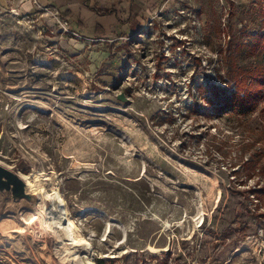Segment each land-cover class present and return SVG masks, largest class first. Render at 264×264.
<instances>
[{
  "label": "rangeland",
  "instance_id": "374dc122",
  "mask_svg": "<svg viewBox=\"0 0 264 264\" xmlns=\"http://www.w3.org/2000/svg\"><path fill=\"white\" fill-rule=\"evenodd\" d=\"M86 1L0 0V264H264V103L197 89L264 0Z\"/></svg>",
  "mask_w": 264,
  "mask_h": 264
},
{
  "label": "trees",
  "instance_id": "16d2710c",
  "mask_svg": "<svg viewBox=\"0 0 264 264\" xmlns=\"http://www.w3.org/2000/svg\"><path fill=\"white\" fill-rule=\"evenodd\" d=\"M99 14H117L114 6H91ZM229 39L223 59L227 78L224 85L210 83L209 85L198 84L197 89L200 97L205 99V104H212L215 110L224 108L238 115H247L254 111L259 103H264V29L251 34L244 43H236L235 47ZM247 52V56L254 57V61L241 64L239 55ZM229 86L230 91H227ZM264 111V104H263ZM261 160H257L260 164ZM264 164V163H263ZM260 191L257 187L250 189L252 194Z\"/></svg>",
  "mask_w": 264,
  "mask_h": 264
},
{
  "label": "bare ground",
  "instance_id": "6f19581e",
  "mask_svg": "<svg viewBox=\"0 0 264 264\" xmlns=\"http://www.w3.org/2000/svg\"><path fill=\"white\" fill-rule=\"evenodd\" d=\"M1 168L2 166L0 164V191H10L13 198L16 199L17 198V190H16L17 182L15 181L14 177H12L9 173L2 170ZM66 222L67 221L65 220V213L63 212L53 213L52 212V214L46 218L45 223L43 224H47L52 229L54 235L59 236V232H62L64 228L68 227L72 229L71 222L69 221L68 224ZM58 254L60 255V253ZM47 256H48L47 258L51 260V253L49 251L47 253Z\"/></svg>",
  "mask_w": 264,
  "mask_h": 264
},
{
  "label": "crops",
  "instance_id": "0c3cea01",
  "mask_svg": "<svg viewBox=\"0 0 264 264\" xmlns=\"http://www.w3.org/2000/svg\"><path fill=\"white\" fill-rule=\"evenodd\" d=\"M84 1H86V0H84ZM86 5H87V7L90 9V10H92L93 12H95L97 15H99V16H101V17H103V16H105V18L106 17H109V18H113L112 16L113 15H115L116 17L118 16V12H117V14H115V13H111V14H99V13H97L91 6H93V5H97V4H91V3H89L88 1H86ZM97 6H100V5H97ZM112 6H114V5H112ZM114 7H116V6H114ZM116 9H117V7H116ZM118 11V10H117ZM104 18V17H103ZM96 25V27H98L99 26V24H95Z\"/></svg>",
  "mask_w": 264,
  "mask_h": 264
},
{
  "label": "water",
  "instance_id": "95a60500",
  "mask_svg": "<svg viewBox=\"0 0 264 264\" xmlns=\"http://www.w3.org/2000/svg\"><path fill=\"white\" fill-rule=\"evenodd\" d=\"M120 96H121V97H123V95H122V94H121Z\"/></svg>",
  "mask_w": 264,
  "mask_h": 264
}]
</instances>
